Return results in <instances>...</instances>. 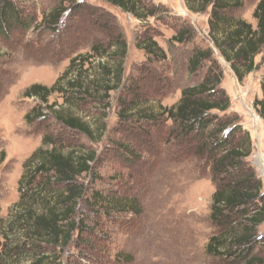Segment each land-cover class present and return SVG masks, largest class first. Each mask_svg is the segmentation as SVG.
<instances>
[{
    "label": "rangeland",
    "instance_id": "obj_1",
    "mask_svg": "<svg viewBox=\"0 0 264 264\" xmlns=\"http://www.w3.org/2000/svg\"><path fill=\"white\" fill-rule=\"evenodd\" d=\"M60 1L18 0L35 18L34 25L22 36L0 37V153H6L0 166V220L8 246H19L11 263L32 264L45 255L46 264H218L206 252L216 232L210 221L215 192L210 165L195 155V140L182 142L172 135L173 124L166 117L152 123L142 113H161L179 102L185 88L201 83L208 65L191 74L189 60L196 48H212L224 76L221 88L231 103L226 115L251 135L252 155L247 162L264 192V120L255 106L263 98L264 52L256 57L257 69L239 81L210 38L211 7L195 12L187 0H144L152 6L141 7L142 14L152 11L154 16L140 20L103 0H65V7L72 3L83 7L70 8L53 30L42 21ZM238 1L242 6L234 15L256 29L253 13L261 0ZM190 2L195 9L202 8L201 0ZM182 30L190 31V38L179 42L175 38ZM111 33L123 35L124 58L116 48L107 49V56L93 54L98 43L108 46ZM150 38L165 51L166 60L148 58L141 46ZM90 55L84 68L89 69L90 79L110 85L108 71L118 70L119 62L123 77L104 102L64 105L95 130L104 131L93 141L84 136L73 139L97 155L91 175L82 177L86 196L76 219L85 230L75 233L65 249L35 244L16 224L24 164L45 136L69 135L48 109L46 118L28 124L26 115L40 102L23 94L35 84L53 86L73 59ZM135 100L139 107L125 121L120 115ZM54 103L59 110L63 97L53 95L49 105ZM96 192L107 197L105 207H113L116 200H135L136 208L94 211L89 205ZM258 232L264 239V224Z\"/></svg>",
    "mask_w": 264,
    "mask_h": 264
},
{
    "label": "trees",
    "instance_id": "obj_2",
    "mask_svg": "<svg viewBox=\"0 0 264 264\" xmlns=\"http://www.w3.org/2000/svg\"><path fill=\"white\" fill-rule=\"evenodd\" d=\"M103 1L140 20L154 16L152 11L142 14L141 7L142 10H149L148 7L152 6L149 2L146 5L144 0ZM190 1L187 0L189 8L195 12H205L211 7L210 38L220 56L230 64L237 79L243 81L257 69L256 57L264 52V0L258 3L253 13V18L257 21L256 29L234 15L242 6L238 0H201V9H195ZM65 2L61 0L44 17L42 23L54 30L70 8L76 11L83 7L82 3H72V6L65 7ZM30 15L18 0H0V37L9 40L28 33L35 20ZM188 38L190 31L182 30L175 39L184 42ZM143 42L141 48L148 58L166 60L165 51L156 41L150 38ZM113 48L120 50L124 58L127 44L120 33H111L108 46L98 43L92 48V52L100 53L102 57L107 56V49ZM92 56L73 59L53 86L35 84L23 94L25 98L40 102L38 107H34L26 115L28 124L42 117L46 118L48 115L45 110L48 109L69 135L45 136L42 146L24 164V173L19 182L20 200L15 205L19 209L16 224L27 241L35 244L65 249L72 243L75 233L85 230L76 219L80 202L86 196L82 177L91 175L97 155L73 139L84 136L93 141L104 131L95 130L83 117L64 109V105L74 104L80 107L92 100L104 102V96L120 86L123 77L122 63L119 62L118 70L108 71L110 85L104 87L103 83L90 79L89 69L84 68ZM206 64L208 69L202 82L185 88L177 104L162 108L158 114L148 110L142 114L152 123H158L160 118L166 117V121L173 124L172 135L182 142L195 140V155L211 167L215 192L210 221L216 232L207 244V255L218 264H264V239H259L258 236V229L264 224V192L262 181L247 162L252 155L251 135L241 125L235 126V120L226 115L231 103L221 88L224 76L213 49L196 48L189 60V72L196 74ZM102 67L105 68L104 65ZM261 89L263 98L256 101L255 106L264 120V82ZM55 94L64 99L59 110L55 109L59 106L58 103L49 105L50 98ZM101 95L104 99L99 97ZM138 107L137 100L131 101V107L126 108L120 116L125 121H130L133 118L131 114ZM5 158L6 153H0V166ZM106 198L99 192L93 193L90 208L94 211L111 212L136 208L132 207L136 206L135 200L116 199L112 203L115 204L113 207H105ZM2 225L0 220V264H12L10 257L17 252L19 246H8V237L3 233L5 229ZM47 260V256L43 255L32 264H46Z\"/></svg>",
    "mask_w": 264,
    "mask_h": 264
}]
</instances>
